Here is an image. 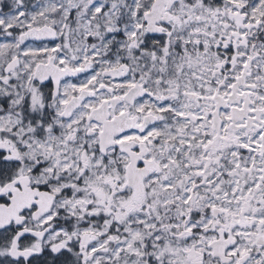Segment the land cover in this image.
Returning <instances> with one entry per match:
<instances>
[{"label":"snow or ice","instance_id":"obj_1","mask_svg":"<svg viewBox=\"0 0 264 264\" xmlns=\"http://www.w3.org/2000/svg\"><path fill=\"white\" fill-rule=\"evenodd\" d=\"M0 264H264V0H0Z\"/></svg>","mask_w":264,"mask_h":264}]
</instances>
